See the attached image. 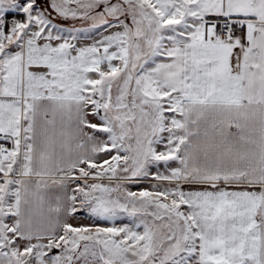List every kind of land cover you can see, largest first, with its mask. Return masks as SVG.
<instances>
[{
  "label": "snow or ice",
  "instance_id": "obj_1",
  "mask_svg": "<svg viewBox=\"0 0 264 264\" xmlns=\"http://www.w3.org/2000/svg\"><path fill=\"white\" fill-rule=\"evenodd\" d=\"M0 264H264V0H0Z\"/></svg>",
  "mask_w": 264,
  "mask_h": 264
},
{
  "label": "rangeland",
  "instance_id": "obj_2",
  "mask_svg": "<svg viewBox=\"0 0 264 264\" xmlns=\"http://www.w3.org/2000/svg\"><path fill=\"white\" fill-rule=\"evenodd\" d=\"M143 187H148L147 185H145V186H143ZM142 187V188H143ZM133 190H136V191H138V190H140L139 188H134ZM80 222H82V223H89L90 221H88L87 219H81V221Z\"/></svg>",
  "mask_w": 264,
  "mask_h": 264
},
{
  "label": "crops",
  "instance_id": "obj_3",
  "mask_svg": "<svg viewBox=\"0 0 264 264\" xmlns=\"http://www.w3.org/2000/svg\"><path fill=\"white\" fill-rule=\"evenodd\" d=\"M145 185L148 186L147 182L143 183L140 187L142 188V187L145 186ZM89 223H90V222H89Z\"/></svg>",
  "mask_w": 264,
  "mask_h": 264
}]
</instances>
